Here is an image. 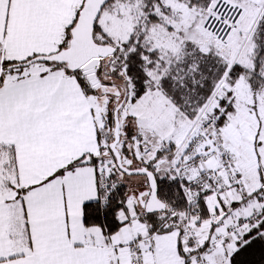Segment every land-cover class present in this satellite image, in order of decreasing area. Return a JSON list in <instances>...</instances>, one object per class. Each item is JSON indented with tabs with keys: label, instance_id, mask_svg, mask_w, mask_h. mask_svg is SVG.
Returning <instances> with one entry per match:
<instances>
[{
	"label": "snow or ice",
	"instance_id": "obj_1",
	"mask_svg": "<svg viewBox=\"0 0 264 264\" xmlns=\"http://www.w3.org/2000/svg\"><path fill=\"white\" fill-rule=\"evenodd\" d=\"M0 264H264V0H0Z\"/></svg>",
	"mask_w": 264,
	"mask_h": 264
}]
</instances>
